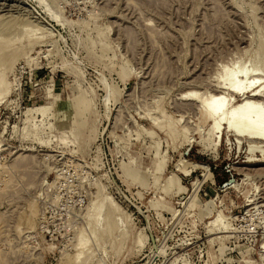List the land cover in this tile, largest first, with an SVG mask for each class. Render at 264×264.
I'll list each match as a JSON object with an SVG mask.
<instances>
[{"label":"rangeland","instance_id":"1","mask_svg":"<svg viewBox=\"0 0 264 264\" xmlns=\"http://www.w3.org/2000/svg\"><path fill=\"white\" fill-rule=\"evenodd\" d=\"M0 40V264H264V152L182 98L261 71L264 0H0Z\"/></svg>","mask_w":264,"mask_h":264},{"label":"bare ground","instance_id":"2","mask_svg":"<svg viewBox=\"0 0 264 264\" xmlns=\"http://www.w3.org/2000/svg\"><path fill=\"white\" fill-rule=\"evenodd\" d=\"M245 40L241 42L244 43ZM226 69L225 67V71ZM259 71L251 74L250 68L237 69L232 74L225 73L219 85L216 83L211 86L212 93L207 95L200 93L201 96L194 90H188L182 96L184 100L196 103L197 110H200L208 121L214 123L210 132L217 133L224 125L232 135L240 140H246L250 150L249 153L248 149L246 152L250 156H258V153L264 152V81L261 82L264 62H260ZM194 89L196 91L197 88ZM238 95L241 96L240 100L232 102L233 97ZM245 164L248 165L245 169H250V166L264 164V158L250 160Z\"/></svg>","mask_w":264,"mask_h":264},{"label":"water","instance_id":"3","mask_svg":"<svg viewBox=\"0 0 264 264\" xmlns=\"http://www.w3.org/2000/svg\"><path fill=\"white\" fill-rule=\"evenodd\" d=\"M231 183H232V180H229V181H227V182L224 183V186H228V185H230Z\"/></svg>","mask_w":264,"mask_h":264}]
</instances>
